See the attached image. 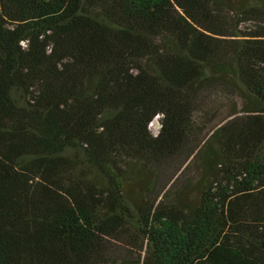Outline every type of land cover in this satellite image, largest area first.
I'll return each instance as SVG.
<instances>
[{"label": "trees", "instance_id": "1", "mask_svg": "<svg viewBox=\"0 0 264 264\" xmlns=\"http://www.w3.org/2000/svg\"><path fill=\"white\" fill-rule=\"evenodd\" d=\"M0 264H264V0H0Z\"/></svg>", "mask_w": 264, "mask_h": 264}, {"label": "rangeland", "instance_id": "2", "mask_svg": "<svg viewBox=\"0 0 264 264\" xmlns=\"http://www.w3.org/2000/svg\"><path fill=\"white\" fill-rule=\"evenodd\" d=\"M247 25V23L245 24ZM226 104H227V101L226 100H221V102L218 104L219 106V111H218V114H220L219 116H216L214 118H209V119H205L203 121V124L202 123H199L200 127H201V130L203 129V131H208L209 129L211 128H214L215 126L219 125V123H223L225 120H224V113L226 111ZM221 121V122H219ZM152 123H149V128L150 130L154 133L157 131L158 127H159V124H160V117H157V118H154L152 121ZM200 122V121H199ZM202 131V132H203ZM167 173L165 174V178H168L169 175H170V168L166 169Z\"/></svg>", "mask_w": 264, "mask_h": 264}, {"label": "bare ground", "instance_id": "3", "mask_svg": "<svg viewBox=\"0 0 264 264\" xmlns=\"http://www.w3.org/2000/svg\"><path fill=\"white\" fill-rule=\"evenodd\" d=\"M159 117V115H157L155 118ZM152 123V122H151Z\"/></svg>", "mask_w": 264, "mask_h": 264}]
</instances>
